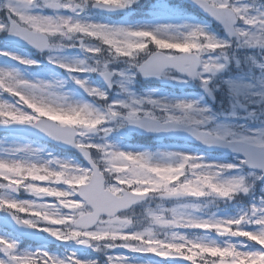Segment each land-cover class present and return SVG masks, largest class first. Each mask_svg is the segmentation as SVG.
<instances>
[{
    "label": "snow or ice",
    "instance_id": "obj_1",
    "mask_svg": "<svg viewBox=\"0 0 264 264\" xmlns=\"http://www.w3.org/2000/svg\"><path fill=\"white\" fill-rule=\"evenodd\" d=\"M194 2L223 26L229 38H235L237 46L264 47V5L257 6L256 0L252 4ZM133 6H139L138 0H0V33L40 52L48 50V61L65 69L71 82L93 97V102L72 100L60 90L65 81H34L16 68L0 67V125H33L76 148L87 162L84 165L50 153L39 156L41 149L31 144L0 141L4 145L0 146V212L15 226L103 253V264H133L128 254H151L188 264H264V198L235 217L203 212L207 203L249 193L255 180L264 178V125L207 128L204 125L213 117L196 107L195 101L136 97L126 87L136 72L159 77L175 69L198 79L210 91L215 74L230 61L228 49L233 40L219 39L200 24H186V31L174 34L170 29L177 26L172 24L116 25L86 14L90 7L132 12ZM44 9H51L52 14ZM151 11L163 16L173 10L157 0ZM241 22L249 27H241ZM71 48L81 49L83 58H69L61 51ZM0 55L25 66L38 64L4 49ZM119 58H126L133 71L111 68ZM247 59L258 64L255 57ZM258 66L264 70V63ZM79 73L99 74L107 88L90 84ZM114 84L128 95L110 100L108 89ZM5 94L11 99H5ZM124 125L153 132L183 128L206 145L231 148L241 159L239 164L216 163L190 152L157 155L123 150L105 138ZM96 133H103L100 142L93 140ZM243 166L253 170L249 173L253 181L245 175L223 176L225 170ZM21 191L33 199H19ZM155 199L159 200L155 207L149 204L137 216V204ZM168 200L175 201L172 207H165ZM8 227L7 221L0 224V228ZM185 229L200 230L203 235L189 236ZM210 232L243 237L254 244L231 239L218 242L207 238ZM110 249H124L127 254ZM0 264L100 261L76 251L57 254L46 248H23L19 239L5 231L0 234Z\"/></svg>",
    "mask_w": 264,
    "mask_h": 264
},
{
    "label": "rangeland",
    "instance_id": "obj_2",
    "mask_svg": "<svg viewBox=\"0 0 264 264\" xmlns=\"http://www.w3.org/2000/svg\"><path fill=\"white\" fill-rule=\"evenodd\" d=\"M171 0H163V3H165L167 6H169L173 11L167 15L163 16H154L151 9L157 4V0H140V5L144 8V11L148 14L149 18L142 21H129L128 16L131 14L130 11H127L126 15L124 14L123 17L119 19H113V16H106V17H100V18H94L88 11L86 12L87 16L90 19L109 23V24H116V25H126V26H137V25H154L157 23L160 24H172L176 25L177 28L170 29L174 34L177 32H184L187 29L184 27L186 24H200L205 27L206 31L209 33L215 35L219 39H224V37L216 32L211 25V23L204 19H197L194 14L191 12H187L185 9L180 8L179 6L173 4L170 2ZM243 0H236L237 4H247V2L243 3ZM247 1V0H246ZM257 6L264 5V0H256ZM47 14H52V12ZM117 21H120V23H117ZM241 27H246L245 24L242 22L240 23ZM1 34V33H0ZM0 49H4L6 51L15 52L22 56H28L32 59H35L38 61V64L32 65V66H25L22 64H19L17 61L13 60L11 57L0 55V67H9V68H16L24 75L25 78L30 80H50V81H57L62 80L65 81V84L60 89L61 91L65 92L72 100H80V101H87L92 102L88 97L89 95L86 93V95H81L77 92L74 87L68 86L66 81L70 80L68 72L65 70V76H61L56 71H53L50 69L46 62H49L47 59L48 56V50L41 54L43 55L42 58L35 57V54H30L23 49L18 48H11L5 43H0ZM62 53L69 58H82L83 51L81 49H77V51L73 53H69L67 50H61ZM81 51V52H79ZM27 53V54H26ZM259 52H250V51H242L238 52L239 55L242 56H233L232 61H229V63L226 65V67L220 71H218L213 81L210 83V90L213 92L214 96L216 97V102L214 107L212 108L210 104H206L203 101L202 95L195 92L196 87H200L202 84L197 79L194 82H190L186 77L183 75H180L174 71H171L168 76H164L167 79L171 80L175 84V88L179 92H184L188 90L187 94H172L168 90H162L158 84L157 79H151L145 81L146 83H149V85L142 87L141 90L136 91L134 89V86L137 84L136 77L138 76V73L136 72L135 75L132 77L131 82H126V87L129 88L132 95L136 97L141 96H148L151 95L152 97L156 98H163L169 101H177V100H185V101H195L196 107L204 108L206 110V114L212 115L213 119L208 122L207 125H204V127L211 128L217 125L221 126H228V127H235V126H243L245 128H257L261 125H264V70H262L258 64L264 63V53L262 55L258 54ZM259 55L262 58H259ZM255 57L258 64L253 65L251 62L247 59L248 57ZM138 59V58H137ZM139 60V59H138ZM239 60L240 63L237 64L236 61ZM233 62V63H231ZM111 68L120 70V71H133L130 66L126 63V58H119L115 61H113L110 64ZM24 71V72H23ZM42 74V75H40ZM75 74V73H74ZM79 75L81 78L87 77L88 82L94 86L105 88L101 83L98 81L92 79L91 73H79L76 74ZM173 77H181L180 79H174ZM158 84L159 86H157ZM109 92V99L113 98H123L128 95V93L122 92L118 86L115 84L113 85L112 89L108 91ZM5 99H11L7 94L4 96ZM150 107V106H149ZM212 109L215 110L212 111ZM249 112H252L253 115H249ZM125 126V125H124ZM123 127L116 128L114 130V139L111 138H105L109 142L115 144L117 147L123 150L128 151H150L154 154L159 155L162 152H190L195 155L200 156L205 162H216V163H233V164H239L240 158L235 156H228L224 154H216L215 156L207 155L206 153H203L198 150L197 147L194 146H186L182 144H164L162 147L157 146L155 149H149L148 147H139L134 148L130 146L127 141L130 138L129 132H127ZM103 138V133H96L93 134V140L95 142H100V140ZM161 139V138H158ZM0 141L5 142H12L17 141L20 143H27L31 144L35 148L41 149V151L37 154L39 156H46L47 154H51L52 156L60 157L62 159H66L62 156H60L57 153H54L52 151L53 148H49L45 145L31 142L27 140L22 139H16L15 137L4 135L0 136ZM0 146H4L3 144H0ZM160 147V148H159ZM159 148V149H158ZM158 149V150H157ZM95 157V153H93ZM67 160H71L73 162L81 163L79 161H75L72 158H68ZM82 164V163H81ZM253 171V170H251ZM250 170H246L243 167L240 169H232V170H225L223 173V176L225 178L231 177L233 175H245L246 178L249 181H253L254 177L249 175L251 172ZM258 185V189H256V186ZM258 190L257 201H254V194L255 191ZM241 193V192H240ZM240 193L236 194L239 195ZM235 195V196H236ZM234 196V197H235ZM244 198L247 201H250V205L252 204H260L262 202V198H264V178L255 180L253 187L250 189L249 193L242 194ZM233 197V198H234ZM19 199H33V197L21 191V193L18 194ZM232 198V199H233ZM229 199V200H232ZM224 200V199H219ZM158 199L156 201L151 200L143 202L142 204L137 205L134 207V211H136L137 216L142 212V209L146 206H153L155 207L158 203ZM165 201V207H166ZM171 206L175 203V201L170 200ZM243 210V209H242ZM244 211V210H243ZM242 211L237 212L235 215H224L220 217H235L238 216ZM3 213L0 212V216ZM147 225L145 224V227ZM247 228H251L253 226H246ZM5 231L0 229V234H4ZM46 236H50L48 233L43 232ZM9 234V233H7ZM213 233L210 232L207 234L208 239H214L210 237L209 235H212ZM11 235V234H9ZM195 235H203V233L200 232V230H196ZM13 237L19 239L17 236L13 235ZM51 237V236H50ZM215 240L218 239V235L214 234ZM53 238V237H52ZM241 238V237H240ZM55 240V238H53ZM231 239L232 242H241L243 244L252 245L254 242H248L244 240H234L233 238H229L226 236V239H221L218 242H222L224 240ZM20 241V239H19ZM20 244L23 248L35 250L37 248H46L52 252H56L57 254H63L65 251H76L78 254L77 246H80L76 244L74 241L70 242H61L55 240L54 245L52 247L47 246H34L29 244H22L20 241ZM83 246V245H82ZM256 247H259V245H255ZM91 249V248H90ZM92 250V249H91ZM93 251V250H92ZM110 252H113L111 249ZM94 252V251H93ZM95 255L98 256V260L100 261V264H103V261L105 259L103 253H96ZM130 258L133 260V264H158L154 261L148 260L146 258L132 255Z\"/></svg>",
    "mask_w": 264,
    "mask_h": 264
},
{
    "label": "water",
    "instance_id": "obj_3",
    "mask_svg": "<svg viewBox=\"0 0 264 264\" xmlns=\"http://www.w3.org/2000/svg\"><path fill=\"white\" fill-rule=\"evenodd\" d=\"M19 126H22V125H9V126H5L6 127L5 129L11 130V131H15V132H20V133L34 134V135H36V134L40 135V134L43 133L40 129L36 128L33 125H25V126H22V127H19ZM128 128L131 129V130L140 129V127H138L136 125H128ZM169 135L173 136V137L184 138V139H188V140H191V141L199 142V143L203 144L204 147H210L209 145L204 144L202 141H200L198 138H196L191 132H189V131H187L186 129H183V128H177L173 132H171ZM43 137L51 139L47 135H44ZM61 144L65 145V146H68V147H73V146L67 145L65 143H61ZM213 147H217V148H220V149H223V150L233 151L231 148H229V147H227L225 145H222V144H217L215 146H212V148ZM5 221L8 222L9 227L11 229H13L14 231L25 233L26 231H24V230H27V228H21V227L15 226L14 222H11L9 217L4 218L3 220H1L2 223H4ZM29 230H32V229H29ZM24 235L30 237V235H28V234H24ZM38 235L41 237L40 234H38ZM33 238L36 239V240L40 239V238H37V237H33Z\"/></svg>",
    "mask_w": 264,
    "mask_h": 264
}]
</instances>
